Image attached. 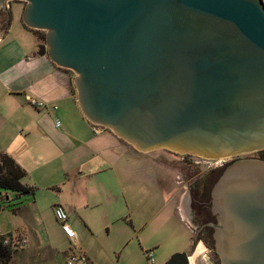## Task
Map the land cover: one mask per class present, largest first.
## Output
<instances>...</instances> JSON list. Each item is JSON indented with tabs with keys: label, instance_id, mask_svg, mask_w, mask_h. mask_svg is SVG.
<instances>
[{
	"label": "water",
	"instance_id": "1",
	"mask_svg": "<svg viewBox=\"0 0 264 264\" xmlns=\"http://www.w3.org/2000/svg\"><path fill=\"white\" fill-rule=\"evenodd\" d=\"M10 1L0 0L5 20ZM17 1L22 23L44 32L31 56L73 73L90 125L140 153L218 159L264 149L262 0ZM211 198L220 217L206 225L220 264H264V162H233ZM164 264H188L187 255Z\"/></svg>",
	"mask_w": 264,
	"mask_h": 264
},
{
	"label": "crops",
	"instance_id": "2",
	"mask_svg": "<svg viewBox=\"0 0 264 264\" xmlns=\"http://www.w3.org/2000/svg\"><path fill=\"white\" fill-rule=\"evenodd\" d=\"M23 6L20 1H10L6 5L8 20L0 10V24L9 21L6 32L0 29V152L24 169L21 183L31 188L34 196L36 188L23 180L39 172L47 181L46 189L58 193L67 190L57 205L65 209L71 229L69 217L73 213L83 218L84 213L88 214L86 210L92 212L103 204L98 213L108 224V233L124 223L134 231L130 216L120 218L119 210L115 212L116 195L120 191L129 202L148 191V184L158 188L161 198L166 203L174 202L175 209L181 212L174 187L176 171L164 167L157 155L134 150L108 130L93 134L72 91L73 73L56 66L46 55L31 56L40 42L37 35L22 26ZM28 98L44 107L31 105ZM164 181L168 190L162 185ZM34 228L35 219L30 214L29 220L13 229L26 234L27 245L12 252L7 264L30 262L34 256L27 249L29 242L30 247L40 250ZM75 237L79 249L76 233ZM186 239L185 233H175L164 252L160 251L161 244H152L153 264H164L171 254L183 251ZM200 247L196 245V249ZM67 253L68 250L62 252L65 259ZM88 262L91 264L89 258Z\"/></svg>",
	"mask_w": 264,
	"mask_h": 264
},
{
	"label": "rangeland",
	"instance_id": "3",
	"mask_svg": "<svg viewBox=\"0 0 264 264\" xmlns=\"http://www.w3.org/2000/svg\"><path fill=\"white\" fill-rule=\"evenodd\" d=\"M20 2L24 5V2ZM149 153L150 155H157V159L164 167L171 168L173 173L176 171V176L173 177L175 183H173L176 187V198H179L182 204V213L178 208L175 209L174 202L166 203V200L162 199L161 194L157 192L159 191L158 188H153L150 184L147 185L148 191L136 195L129 202L127 199L125 200L126 197L123 193L118 191L116 195L118 204L114 210L115 212L119 210L120 218L130 216L134 231L124 223L108 233L109 226L103 216L98 213L103 204L96 207L92 212L86 210L88 214H83L84 219L73 213L69 217L70 225L77 234L79 251L89 258L91 264H150L142 250L143 252L153 251L152 244L159 243L161 244L160 251L164 252L170 245L169 242L172 237L179 232L185 233L187 236L185 247L180 252H185L189 256L199 244L201 247L195 249L194 256L199 253V255L208 258L209 261L216 262V258L212 257L208 247L203 242L195 240L193 244L195 238H192L188 223L186 211L187 182L189 175L200 169V166L185 165L184 162H179L181 155L166 149ZM147 164L151 168L152 164L150 162ZM38 174L39 172L36 173L35 177L28 175L23 180L24 184L36 188L34 196L31 194L17 195L14 192L0 189V229L5 232H12L15 227L22 226L25 220H29L31 214L35 219L33 233L37 237L40 250L37 252L34 249L35 246L30 247L32 242H29L27 249L31 250L34 257L30 258V262L27 264H65L66 259L62 256V252L68 250L70 243L55 221L53 206L62 200L61 196L67 195V190L58 193L55 190L46 189L44 186L47 181L44 179V175ZM162 183L163 187L168 190V183L165 181ZM179 218L181 221L178 220ZM48 247H51V252H49ZM198 262L199 258L197 257L194 263L198 264Z\"/></svg>",
	"mask_w": 264,
	"mask_h": 264
},
{
	"label": "flooded vegetation",
	"instance_id": "4",
	"mask_svg": "<svg viewBox=\"0 0 264 264\" xmlns=\"http://www.w3.org/2000/svg\"><path fill=\"white\" fill-rule=\"evenodd\" d=\"M184 156L185 157L183 159L179 158V162H184L183 164L189 166H197L191 162L193 158L192 156ZM212 160V166L207 168L203 167V169H201L202 167L200 166V169H197V171H194L191 175L188 173L189 179L186 188L188 194L186 211L192 238H195L194 240L199 242H203V244L208 247L212 257L216 258V262L213 261V264H220L219 257L214 249V238L212 237L214 229L206 225L210 223L214 226L217 223L215 216L220 217L217 212L213 215L211 214V192L214 185L225 172L226 168L233 162L240 160H255L264 162V149L248 154L222 158L220 164H217L216 159Z\"/></svg>",
	"mask_w": 264,
	"mask_h": 264
},
{
	"label": "built area",
	"instance_id": "5",
	"mask_svg": "<svg viewBox=\"0 0 264 264\" xmlns=\"http://www.w3.org/2000/svg\"><path fill=\"white\" fill-rule=\"evenodd\" d=\"M28 100L31 105H36L39 108L44 107V104L41 102L35 101L34 99L30 98H28ZM91 129L93 134H99L102 131L106 130L98 125H91ZM184 157V155L180 156L181 159H183ZM192 157L193 158L191 162H193L194 165L201 166L204 168L212 166V159H204L194 156ZM216 161L217 164H220L222 158H218L216 159ZM53 215L55 221L59 224L62 233L70 243V247L68 248V253L66 255L65 264H88L89 262L87 256L81 251H79V249L77 248L75 233L67 224V214L65 209L61 205H55L53 206ZM0 245L9 250L10 252L19 251L26 247L27 239L22 232H5L0 229ZM144 254L147 259V262L153 264L152 251H145ZM197 257L199 258L198 264H213V261H209L208 258L199 255V253L195 254L194 256V251L189 256L187 255L188 264H195L194 260Z\"/></svg>",
	"mask_w": 264,
	"mask_h": 264
},
{
	"label": "trees",
	"instance_id": "6",
	"mask_svg": "<svg viewBox=\"0 0 264 264\" xmlns=\"http://www.w3.org/2000/svg\"><path fill=\"white\" fill-rule=\"evenodd\" d=\"M8 22H1L0 29L2 32H6L8 27ZM22 23V21H21ZM22 26L37 35L38 40L41 43L44 41V32L39 30H32L27 28L23 23ZM72 91H75L72 86ZM25 176V171L20 167L9 155L4 152H0V189L5 191H11L17 195H32V189L24 186L21 183V179ZM11 253L6 248L0 245V263L7 264L10 260Z\"/></svg>",
	"mask_w": 264,
	"mask_h": 264
},
{
	"label": "bare ground",
	"instance_id": "7",
	"mask_svg": "<svg viewBox=\"0 0 264 264\" xmlns=\"http://www.w3.org/2000/svg\"><path fill=\"white\" fill-rule=\"evenodd\" d=\"M195 249H196V247H195ZM194 253H195V250H194Z\"/></svg>",
	"mask_w": 264,
	"mask_h": 264
}]
</instances>
